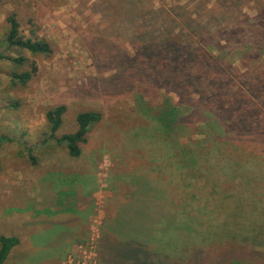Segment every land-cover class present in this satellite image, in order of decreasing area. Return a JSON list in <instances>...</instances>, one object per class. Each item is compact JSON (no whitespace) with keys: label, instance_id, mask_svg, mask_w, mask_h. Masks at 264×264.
Wrapping results in <instances>:
<instances>
[{"label":"rangeland","instance_id":"rangeland-1","mask_svg":"<svg viewBox=\"0 0 264 264\" xmlns=\"http://www.w3.org/2000/svg\"><path fill=\"white\" fill-rule=\"evenodd\" d=\"M158 1L146 0L139 10L146 11L152 3L157 7ZM162 1L165 5L178 2L192 13L196 11L192 15L199 21L191 32L201 39L210 56L207 60L202 62L205 55L195 42L170 51L161 45L164 36L160 32L155 47L151 31L145 34L149 39L145 35L137 39L134 31L140 25V11L128 14L129 0H0V40L7 29L6 16L14 13L25 37L43 39L51 48L50 55L44 56L0 44V53L28 59L17 66L0 58V136L5 138L0 141V235L12 234L16 225L28 219V214L15 218L9 215L10 209L23 203L5 195L11 192L23 198L25 192L31 196L41 193L44 187L40 184L45 179L64 174L72 179L67 181V188L76 189L82 184V175L79 179L71 175L93 169L99 190L92 199L87 236L61 264H99L96 241L101 226L127 203L125 198L136 186L137 176L148 174L159 179L164 188L169 186L163 184L168 181L176 189L173 186L181 178L179 163L172 157L176 153L173 141L191 144L200 137L199 131L207 129L200 121L210 120L216 113L217 108L205 102L207 97L185 94L187 89L199 91V86L207 90L200 70L193 75L192 69L187 77L178 67L187 57L191 59L188 67L202 64L213 79L216 77L213 86L221 89L220 98L229 104L230 112L238 110L235 105L242 107L246 98L250 103L259 102L257 117L264 118V100L260 101L264 97V0H208L206 5V0ZM170 19V27L183 23ZM188 24L191 29L193 22ZM222 65L227 71L221 76L218 69ZM25 70L33 71L31 79L26 85L15 84L12 74ZM59 104L66 110L55 137L76 130L78 112L100 114V120L89 127L86 142L80 144L81 156L76 164L65 146L57 145L50 136L45 112ZM233 104L235 107H231ZM172 107L188 118L167 135L160 128L158 115ZM243 118L235 115L238 121ZM255 144L246 146L250 154L242 153L240 158L231 154L239 167L234 182L224 184L233 203L235 196L245 198L238 224H244L246 230L258 221L254 219L257 212L251 211L252 194L264 199V153L252 154ZM259 146L264 148V142ZM234 154H239V148ZM174 161L176 169L172 168ZM242 164L244 170H240ZM248 167L257 172L248 176ZM215 176L220 182L227 179L225 172ZM87 186L83 189L90 188L92 182ZM171 187L167 188L171 191ZM215 197H219L217 192Z\"/></svg>","mask_w":264,"mask_h":264},{"label":"trees","instance_id":"trees-1","mask_svg":"<svg viewBox=\"0 0 264 264\" xmlns=\"http://www.w3.org/2000/svg\"><path fill=\"white\" fill-rule=\"evenodd\" d=\"M143 2L146 0H129L128 14L138 13ZM158 2L157 7H154L153 3L149 4L148 11L139 10L140 25L134 31L137 39L142 40L144 35L151 31L153 40L157 42L152 45L155 47L159 45V36L162 33L164 39L161 45L170 51L178 46L183 47L184 44L191 45L195 42L199 44L197 47L205 55L202 62L207 60L210 56L204 45L200 44L201 39L193 37L191 32L194 30L195 22L199 21L196 19L197 16L192 15L196 11L192 13L187 5L180 3L177 5L178 2L176 5H165L162 0ZM207 3L208 0L204 2V5ZM138 6L139 8L136 9ZM169 11L171 12L168 13ZM170 18H175L176 22L182 21L184 24L180 23L179 26L170 27L167 24L171 23ZM6 22L7 29L0 40V44L6 49L27 50L32 55H50L51 48L45 40L32 39L22 34L19 21L14 13L6 16ZM188 22H193L191 29ZM163 31L167 32V35ZM158 32H160L159 36ZM145 36L149 39L148 35ZM174 51L178 52V49ZM0 58L17 66L28 62L24 55L11 56L0 53ZM189 61L191 59L187 57L184 61L185 64L179 63L178 67L183 68L187 77L192 69L195 70L193 75H196V70H200L202 73L200 76L206 80L204 85L207 90H201L199 86V91L187 89L185 94L189 95L191 92V96L196 94L200 95L198 97H207L205 102L212 105L214 109L217 108L216 113H212V119L200 121L204 127L207 125V129L199 131L200 137H197L191 144L173 141L175 147L172 149L176 153L172 154V157L179 163V179L181 178L178 185L173 186L176 189L172 188L168 181L163 183L164 186L166 182L169 184L164 188L159 179L149 178L148 174L137 176L136 186L132 187L130 194L125 198L127 203L121 205L126 209L131 205L130 197L132 204L134 199L135 215L126 214L121 218L123 225L118 224L119 231H114L125 237L129 236V238L125 239L123 243L112 242L105 237L106 235L102 231L96 241L97 254H99V240L102 239L100 254L111 263L114 262L117 255L118 257L124 255L120 264H264L263 197L260 198L257 193L252 194L251 211L252 213L257 212L258 216H255L254 219L257 217L258 221L254 223L253 228L247 229V231L244 224H238L243 216L241 203L245 198L235 196L236 202L233 203V200H230L232 195L226 192L228 188L224 185L234 182L239 167L237 160L233 159L232 155L239 157L242 153L250 154V150L246 152L248 143L258 145L253 146L252 154L264 153V148L259 146V143L264 142V118L259 120L257 117L259 102L252 101L250 103V100L245 98L242 107L235 105L238 110L230 112L229 104L226 105L220 98L221 89H215L213 86L216 77L213 79L200 63L198 68L188 67L186 63ZM32 68L35 70V67ZM226 69L225 65L218 69L221 76L223 72L227 71ZM32 74L33 71L29 70L14 72L12 74L13 82L26 85ZM208 78L212 80H208ZM263 100L264 97L260 101ZM192 102L196 101L192 100ZM235 106L233 104L231 107ZM175 108L167 110L166 114L165 111H161L162 114L158 115L160 128L167 135L186 123L188 118V116H180ZM65 110L64 104L56 105L46 110L45 118L50 136L55 143L64 145L71 157H78L81 152L80 144L86 142L89 127L100 120V114L96 111L78 112L75 116L76 130L55 137ZM235 115L244 116V118L238 121L235 119ZM199 120L200 118H197L198 122ZM242 125H248L251 128L247 130ZM3 140L5 138L0 136V141ZM237 148H239L238 155L234 154V150ZM174 164L175 161L172 168L176 169ZM240 170H244V164L241 165ZM246 170L247 172L251 171L248 176L257 172L250 167ZM219 171L225 172L227 177L222 182L215 176ZM251 180L247 178L246 182L251 183ZM167 187H171V191ZM166 191L168 195L165 194ZM216 192L219 194L218 198L215 197ZM257 209L259 210L256 211ZM252 217L251 214L250 218ZM17 243L18 239L15 236L0 235V264L4 262L11 248Z\"/></svg>","mask_w":264,"mask_h":264},{"label":"crops","instance_id":"crops-1","mask_svg":"<svg viewBox=\"0 0 264 264\" xmlns=\"http://www.w3.org/2000/svg\"><path fill=\"white\" fill-rule=\"evenodd\" d=\"M81 150V149H80ZM81 152L75 160H80ZM77 172V173H76ZM71 177L79 179L82 175V184L76 189H68L67 181L72 180L70 175L49 176L40 184L44 187L43 192H35L32 196L30 192H25L23 198L20 194L14 195L11 192L5 198L14 199L23 204L15 206L8 213L12 218L22 214H28L24 221L15 227V232L5 236H15L18 243L13 246L2 264H61L75 245L86 238L88 232V222L92 199L99 190L97 176L92 169L82 173L76 171ZM79 174V175H78ZM51 177V178H50ZM63 181L65 184H63ZM92 186L83 189L89 184ZM41 183V181H40ZM42 187V188H43ZM78 193L77 197L72 194ZM131 205L122 208L119 206L112 216L106 218L101 226L105 237L112 242L123 243L129 236L117 234L118 224L123 225V218L126 214L135 213V200L130 197ZM135 215V214H134ZM118 220V221H117ZM102 240V239H101ZM99 240L98 255L99 264H120L124 255L115 257L114 262L103 258Z\"/></svg>","mask_w":264,"mask_h":264}]
</instances>
